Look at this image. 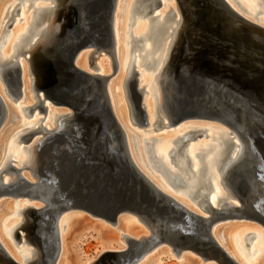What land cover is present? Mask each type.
<instances>
[{"label": "bare ground", "instance_id": "bare-ground-1", "mask_svg": "<svg viewBox=\"0 0 264 264\" xmlns=\"http://www.w3.org/2000/svg\"><path fill=\"white\" fill-rule=\"evenodd\" d=\"M120 1L117 0L116 2L111 29L115 41L116 72L118 79L123 81L122 86L120 82L117 83V89L119 95L120 90L122 88L124 90L128 102L130 123L137 130L143 127L134 109L129 85V81L132 79L131 72L133 68L135 71H137L136 68L140 69V62L142 68L150 73L148 82H150V86L154 91L155 108L161 116L155 122L150 121L151 104L149 105V112L147 110L148 116L143 103L145 92L142 90V105L146 113L147 124L149 119V126L151 127L147 130L148 134L152 132L153 128L158 131L177 126L188 120L214 121L222 124L226 129L186 124L176 130L178 136L170 139V141L160 140L159 143V138L141 137L135 131L127 129L125 117L123 123L119 118L114 97L115 83L114 86L111 83V78L116 73L113 76H111L112 74L105 75V66L101 63H99L97 71H89L87 66L92 65L93 62L88 59V54L82 52L91 47L83 49L77 55L75 65L87 73L109 77V102L114 116L125 134L127 154L135 168L155 188L197 216L222 218L229 216L238 208L237 210L246 216L235 219L228 218L218 222L213 228V236L216 242L237 264H243L233 248L232 238L235 234L233 231L237 228L233 226L231 230L228 229L229 227L227 228V225L226 227L222 226L219 229L220 232H217L218 226L228 221L237 220L255 222V225L258 224L263 229L261 231L257 227L253 230L255 232L251 230L250 233L246 234V246L251 248L252 252L249 250L251 253L248 252L247 254L240 244V254L243 259L249 260V264H264V253H256V250H253L254 245L249 244L252 238L262 239L264 244V178L256 175L259 173L262 155L256 145L255 133L245 120L233 123L196 117L182 118L179 114H176L179 120L173 124L174 120L168 107L169 104H173L178 100L170 83L172 68L180 61L185 50L188 51L186 62L191 58H195L202 48L210 45V43H215V35L211 34L208 39L202 38V28L196 24V4L194 0H134L128 10V25L132 26L133 23L135 31L140 28L141 21L147 24L145 23V26L141 28L142 33L139 36L132 30L127 31V46L129 47L130 58L124 63L119 57V36L117 34L116 19V15L121 8ZM225 1L237 13L264 28V0ZM16 6L19 10V16L13 22L12 28L15 31L11 33L9 29L10 33L8 32L9 35H6L5 41L0 40L1 43L4 42L3 47L0 46V81L4 90L0 88V98L7 109V119L0 128V134L1 132L4 133L2 137V134L0 135V190L5 186H12L17 191L26 192L27 187L17 184L19 178L31 183L35 189L25 193V195H19V192L16 199L12 198L15 193L0 197V200L3 197L12 198L15 201L26 200L24 203L16 202V210L12 201H5L1 204L0 207H2L3 212L0 214V245L10 259L17 264H43V261L49 259L48 255L54 251L55 247L52 232L45 228L50 227L52 221L43 222L44 218L50 217L51 214L56 216L58 201L63 204L66 201L60 199L55 201L54 190L47 192L45 189H39V185H37L38 181L42 179L41 176L45 175L47 171L43 172L41 145L55 133L69 132L75 129L72 123L75 118V111L65 105L59 107L68 110L58 112L51 109L50 99H45L48 88L40 84L41 91L37 93L38 88H36L35 83L37 75L40 78L41 66H45L52 60L60 44H64L67 42L66 40L71 39L69 36L63 35L70 3L68 0H10L6 1L4 5H0V17L3 15V11H6L5 18H8ZM30 7L31 14L27 23L25 26H20V22L26 20V10ZM157 8H159L158 11ZM223 10L226 16L222 18V32L235 31L239 22L238 19L228 13L225 8ZM149 11H152V14L148 15ZM153 16L158 17L151 19ZM5 23L3 28H5ZM259 35V33H256L255 39H259ZM2 36L5 37L4 34ZM201 40L205 42L202 43ZM250 46L242 47L240 42H232L228 59L230 61L248 62L250 66L263 68L264 52L259 48ZM91 52L92 48L89 52L92 56ZM101 52L110 56L104 48H98L93 56L98 58ZM15 63L21 68L23 85L22 95L16 98L17 110H12L6 97L11 100L15 97L13 94L14 87L10 85L7 73L10 68L14 67ZM139 84L138 79L137 90L140 91L143 87L140 88ZM31 94H33V97H31ZM26 98L29 99L30 103L25 105L23 101L18 102ZM38 101H43L45 112H47L46 117L40 118L38 116L41 114L40 110L37 109ZM30 109H33L32 113L35 111L33 115L29 113ZM24 118L27 121H24ZM8 124L11 126L7 131ZM144 132L141 133L145 134L146 132ZM128 136H131V142H129ZM204 136L207 141L201 140L199 142L198 140ZM3 142H6L4 147H2ZM10 164L14 165L17 171L10 170ZM242 180L249 183L250 187L241 188L240 183ZM66 205L67 209L60 215L57 224L59 252L55 264H78L72 253V244L82 216L73 213L63 218L64 214L69 211L79 210L85 212L92 217L111 222L112 225L119 228L120 233H116L99 223L96 224L100 233L107 232L116 235L118 247L104 246L98 259L95 257L88 259L85 264H97L109 252H120L129 249L130 240L140 242L160 234L159 228L154 224H146L145 221L135 216L133 218L121 216L126 213H120L115 222H112L103 215L91 213L86 207H70L68 203ZM9 216H12V218L17 217V220L15 219L2 229L4 218ZM39 218L43 220V232L45 234L43 235V241L37 238L34 233L36 220L38 221ZM65 219V223H63ZM137 224H141L146 230ZM243 225L245 224L242 223L241 226L243 227ZM253 227L255 226L251 227L250 225L249 229H254ZM219 237H221V240ZM228 237H231V241L228 240ZM241 239L238 238V242ZM163 246L169 247V249H165ZM174 258L180 264L218 263L215 258L202 262L200 256L190 248L184 249L179 256H176L171 244L166 240L155 246L133 264H162L164 259ZM0 264H9L1 257V253ZM46 264H48V261Z\"/></svg>", "mask_w": 264, "mask_h": 264}, {"label": "water", "instance_id": "water-1", "mask_svg": "<svg viewBox=\"0 0 264 264\" xmlns=\"http://www.w3.org/2000/svg\"><path fill=\"white\" fill-rule=\"evenodd\" d=\"M68 1L70 6L63 35L71 39L60 44L52 60L41 66V81L37 75L35 83L37 93L41 91L40 84L48 88L45 99H50L51 104L58 107L65 105L75 111L72 120L75 129L55 133L41 145L43 172L47 171L37 185L47 192L54 190L55 201H66L64 204L58 201L56 216L51 214L44 221L42 218L36 220L34 233L42 241L45 235L42 221H52L50 227L45 228L52 232L55 247L43 264L47 261L48 264H55L57 259V224L60 215L67 209L66 203L70 207H86L91 213L103 215L112 222L120 213H126L159 228L158 236L140 242L130 240L129 249L109 252L97 264H133L166 240L176 256L190 248L200 256L202 262L215 258L216 264H237L216 242L213 228L220 221L246 215L236 208L227 217L197 216L155 188L135 168L127 154L125 134L109 102V77L87 73L75 65L76 57L83 49L91 47L93 56L98 48H104L112 61L111 76L116 73L115 41L111 26L117 0ZM194 1L196 24L202 28V38L208 39L213 34L216 40L186 62L188 51L185 50L180 61L172 68L170 83L175 97H178L176 102L168 105L173 124L179 120L178 114L182 118L196 117L233 123L245 120L255 133L256 145L262 155L256 175L264 178V169L261 168L264 163V143L257 140L260 137L258 128L264 125V67L257 68L248 62L228 59L232 42H240L242 47L251 45L264 52V28L237 13L225 0ZM221 7L238 19L235 31L222 32V18L226 13ZM18 11L17 6L11 11L5 23V32L12 28ZM150 14L152 11L148 12ZM256 33L260 34L259 39H255ZM21 73L17 63L7 73L9 83L14 87V102L22 95ZM131 76L129 85L134 109L142 125L146 126L143 89L137 90L138 72L134 68ZM186 80L190 85V93L181 88ZM37 109L40 113L45 112L43 101H38ZM32 111L30 109L29 113ZM6 119L7 109L0 98V128ZM262 131L264 134V126ZM9 169L17 171L12 164ZM17 184L27 187L26 192L5 186L0 190V197L15 193L11 197L16 199L35 189L23 178H19ZM240 186L245 189L250 187L244 180ZM0 253L9 264H17L1 245Z\"/></svg>", "mask_w": 264, "mask_h": 264}, {"label": "rangeland", "instance_id": "rangeland-1", "mask_svg": "<svg viewBox=\"0 0 264 264\" xmlns=\"http://www.w3.org/2000/svg\"><path fill=\"white\" fill-rule=\"evenodd\" d=\"M6 1H10V0H0V5H4L6 3ZM133 1L134 0H121L120 1L121 2V5H120L121 8H120V11L116 15V17H117L116 18L117 19V31H118L117 34L119 36V57H120L121 61H123L124 63L127 60H129V58H130L129 47L127 46V31H129V30L134 31V29H135V26H133V23H132L133 27L131 25H128L129 24V21H128L129 12H128V10H129V7H130V5H131V3ZM42 4H43V2H42ZM30 9H31V7L26 10V12H27L26 20L25 21H21L20 24H19L20 26H25V24L27 23V20L29 19L30 14H31V10ZM158 10H159V8H157V11ZM5 13H6V11H3V15L0 17V34L3 31V33L1 34V37H0L1 41L2 40L5 41V38L7 37L6 35H9L10 31H11V33L15 31L14 28H10V31H8L9 33L8 32L7 33L4 32L3 24H4V22H7V18H5ZM18 16H19V14L17 15V19H18ZM15 20H16V18H14V22H15ZM125 21H126V24H125ZM145 23L146 22L141 21L140 22V28H138V29H136L134 31V33L136 32L137 36H139L142 33L141 32V28L143 26H145ZM3 34L5 35V37L2 36ZM1 41H0V43H1ZM2 43L0 44L1 47H3V45H4V42H2ZM1 47H0V49H1ZM90 51H91V48L85 49L82 52V53H85L86 55L88 54V59L93 62V63H91L92 65H90V66L88 65L87 66L89 71H97L98 70L97 69L98 65H99V63H101L103 66H105V75H111L112 72H113V69H112L110 56H108L107 54L101 52V55L98 58L93 59L94 56H91L89 54ZM139 68L140 69L136 68V70L139 73L138 74V79H139V83H140L139 86H140V88L143 87V90L145 92L144 93V101H143V103H144V106L146 108V112H147V110L149 112V110H150V106L149 105L151 104V111H150L151 118H150V121L155 122L156 120L160 119L161 116L157 113V110L155 108V104H154V101H153V99H154V91H153L152 86H150V82H148V80L150 79V73L142 68V65H141L140 62H139ZM91 73H95V72H91ZM119 82L121 83V86H122V82L123 81H120L118 79V74L116 72V74L111 78V83H113V86H114V83H115V89H114L115 90V96L114 97H115V104H116V108L118 110L119 118H120V120L123 123V118L125 117L127 129L132 130L133 132L135 131V133L140 135L141 137L149 136L150 138H152V137L159 138V143H160V140H163V141H168L169 140L170 141V139L178 136V133L176 132V130L179 127H181L183 125H186V124L201 125V127H206V128L213 127V128H216V129L217 128L226 129L225 126H223L222 124H220L218 122H214V121L188 120V121H184V122L178 124L177 126H171V128L160 129L158 131L153 128L152 132H149V134H148L147 130L151 128L149 126V119H148V124L146 126H143L142 128H138V130H137L130 123V113H129V109H128V102H127V98L125 97V93H124L123 88L120 90V95H119V91L117 89V83H119ZM189 86L190 85H188V80H186L184 82V84L181 85V88L186 90L187 93H190L191 91H190ZM0 88L3 90V84H2L1 81H0ZM31 97H33V94H31ZM6 99H7L8 103H9L11 109L12 110H17L16 102L12 101L8 97H6ZM21 101H23L25 105L30 103L28 98L20 100L18 102H21ZM50 106H51V109H53L54 111H58V112L59 111H64V110H68L67 108H62V107H58V106L56 107L53 104H50ZM122 107H123V110H122ZM148 112H147V114H148ZM34 113H35V111L32 113V115ZM46 114H47V112H44V113L39 114L38 116L40 118H42V117H46L45 116ZM148 116H149V114H148ZM25 120L27 121V119L24 118V121ZM164 122L166 123V120ZM9 126H11V125L8 124L7 131H8ZM263 126L264 125H261L258 128L259 131H260V137H258L257 140L258 141H262L264 143V134H263V131H262ZM142 131H145L148 135L145 132L144 133L146 135L142 134L141 133ZM1 134H2V132H1ZM3 134L1 135V137L3 136ZM127 134L130 135L129 133H127ZM130 137L128 136L129 142L132 141V139H130ZM201 140L207 141L205 136L200 138V140H198V141L200 142ZM5 143L6 142L2 143V145H3L2 147L5 146ZM17 165H19V164H17ZM261 168L264 169V163L261 166ZM254 178H258V177H254ZM5 201H7V202H11L12 201V203L14 204V206L13 205L12 206L16 210V205H17L16 202L24 203L26 200L22 199V200H19V201H15L12 198L3 197L0 200V206H2L1 204L3 202H5ZM1 208L2 207H0V214H2V212H3V209H1ZM73 213L74 214L78 213V214H80L82 216L81 222H80V226H79L78 230L75 233L76 236L74 234V236H75L74 237V243L72 244V253H73V255L76 258V261H77L76 263L85 264V262L88 259H92L94 257L98 259V257L100 256L101 250L103 249L104 246H108V247L109 246H116V248L118 247V244H116L117 243L116 242V235L113 234V233H107V232L106 233H104V232L100 233V231H99L98 227L96 226V224L99 223L100 225H103L104 227H106V228H108V229H110V230H112L113 232H116V233H120L119 232V228H117L114 225H112L111 222H107V221L102 220L100 218H95L94 216H93L94 217L93 218L89 214H86L85 212H82V211H79V210H73V211L66 212L64 214L63 218L65 216H68V215L73 214ZM121 216L122 217H126V218H133V216H131L129 214H123ZM15 219L17 220V217L16 218L15 217L12 218V216H9V217L4 218V220L2 222V229L4 228L5 225H8L10 222H13ZM65 221H66V219L64 220V222L63 221L62 222L65 223ZM242 223L245 224V225L247 224L249 226L251 225V227L252 226H255V227H253L254 229H251V228L249 229V226L247 227V225L246 226L243 225V227L245 228L244 229L241 226ZM137 225H139L140 227L144 228V226H142L141 224H137ZM229 225H231V226H229ZM236 225H238V227H236ZM222 226L223 227L227 226V228L229 227L228 229H231V230H232L233 226H235L234 228H237V229H235V231H233V232H235L234 237L232 238L233 239L232 240L233 241V248H234V251H235L236 255L243 262V264H249V260H247V259L245 260V259H243V256H241V254H240L241 250H240V246L239 245L241 244V246L244 248V250L246 251L247 254L250 251L252 252L251 248H248L246 246L245 236H246V234L250 233L251 230H252V232H255L253 230H255V228H257V227L261 231H262L263 228L261 226H259L258 224L255 225V222H250V221H245V220L244 221H238L237 220V221H228V222H225L223 224H220L218 226L217 232H220L219 229ZM263 233H264V230H263ZM230 238L228 237L229 241H231ZM238 238H242L241 241H239L240 243L238 242ZM219 239L221 240V237H219ZM256 239L257 238H252V240H251V242L249 244L250 245H254L253 250H256V253L257 252L264 253L263 240L262 239H260V240L257 239L258 240L257 241ZM119 246H120V244H119ZM163 248L169 249V247H166V246H163ZM162 264H180V263H179V261L175 260V258H174V259H164V262ZM186 264H188V263H186Z\"/></svg>", "mask_w": 264, "mask_h": 264}]
</instances>
